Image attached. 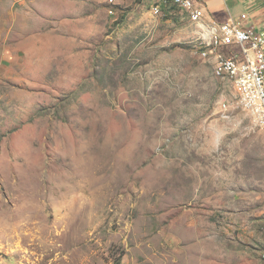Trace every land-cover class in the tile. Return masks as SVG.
Masks as SVG:
<instances>
[{
  "label": "rangeland",
  "instance_id": "rangeland-1",
  "mask_svg": "<svg viewBox=\"0 0 264 264\" xmlns=\"http://www.w3.org/2000/svg\"><path fill=\"white\" fill-rule=\"evenodd\" d=\"M158 5L0 0V264H264V131Z\"/></svg>",
  "mask_w": 264,
  "mask_h": 264
},
{
  "label": "built area",
  "instance_id": "built-area-1",
  "mask_svg": "<svg viewBox=\"0 0 264 264\" xmlns=\"http://www.w3.org/2000/svg\"><path fill=\"white\" fill-rule=\"evenodd\" d=\"M155 7H179L201 29V55L210 59L217 78L230 81L238 92L239 104L253 116L264 131V31L249 22L245 13L240 19L206 21L205 9L196 0H159ZM117 0H109L115 4ZM113 12V11H111ZM223 118L231 117L230 105H221Z\"/></svg>",
  "mask_w": 264,
  "mask_h": 264
},
{
  "label": "crops",
  "instance_id": "crops-1",
  "mask_svg": "<svg viewBox=\"0 0 264 264\" xmlns=\"http://www.w3.org/2000/svg\"><path fill=\"white\" fill-rule=\"evenodd\" d=\"M205 9V20L220 22L240 19L247 13L249 22L264 31V0H196Z\"/></svg>",
  "mask_w": 264,
  "mask_h": 264
}]
</instances>
